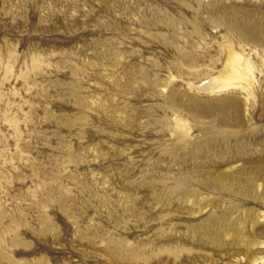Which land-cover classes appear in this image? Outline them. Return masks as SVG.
I'll list each match as a JSON object with an SVG mask.
<instances>
[{
    "label": "rangeland",
    "instance_id": "374dc122",
    "mask_svg": "<svg viewBox=\"0 0 264 264\" xmlns=\"http://www.w3.org/2000/svg\"><path fill=\"white\" fill-rule=\"evenodd\" d=\"M251 255L264 0H0V264Z\"/></svg>",
    "mask_w": 264,
    "mask_h": 264
},
{
    "label": "bare ground",
    "instance_id": "6f19581e",
    "mask_svg": "<svg viewBox=\"0 0 264 264\" xmlns=\"http://www.w3.org/2000/svg\"><path fill=\"white\" fill-rule=\"evenodd\" d=\"M239 70H240V69H239ZM255 243H256L255 241H252V242L250 243V245L255 244ZM248 249H250L249 246H248ZM250 260H251L250 263L255 262V264H262L264 258H262V261H261V260H259L256 256L251 255ZM234 264H236V263H234Z\"/></svg>",
    "mask_w": 264,
    "mask_h": 264
}]
</instances>
